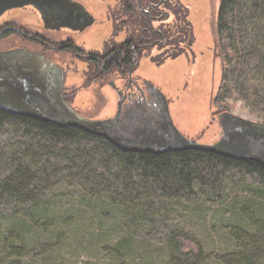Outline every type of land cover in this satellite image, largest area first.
Listing matches in <instances>:
<instances>
[{"label":"rangeland","instance_id":"obj_1","mask_svg":"<svg viewBox=\"0 0 264 264\" xmlns=\"http://www.w3.org/2000/svg\"><path fill=\"white\" fill-rule=\"evenodd\" d=\"M181 1L190 8L189 16L195 30L193 45L175 60L158 65L144 64L141 75L165 94L173 121L181 132L192 137L202 133L204 138L211 139L216 134V124L212 122L211 115L217 109L212 104V98L220 75L219 59L214 54L213 28L220 0ZM88 2L89 7L94 8L99 15L104 1ZM100 36L93 32L87 34L93 46L97 45ZM76 78L81 80L80 75ZM96 93L92 86L85 90V96L93 98V102L87 106L89 108L85 109L92 118L110 111L112 107L111 100H98ZM231 110L239 116L263 121L262 116L243 106L240 101L232 105ZM28 140L22 129L12 125L0 126V156L15 154L17 159L20 152L26 150L25 142ZM99 142L86 140L76 143L70 146L69 156L78 148L92 149L99 146ZM59 149H55V154L54 151L49 154L47 172L51 182L45 195L39 203L34 202L37 208H44L46 214L55 216L51 219V226L45 229L44 218L39 217L44 212L34 213L35 208L30 207L32 212L22 213L26 206L33 205L31 201L2 207L0 228L8 216L14 220L25 218V225L36 228L28 229V254L14 256L16 264H172L166 248V236L173 229L185 231L195 238L207 258L202 264H227L221 259L222 256L230 257L237 253L239 244L251 240L255 235L256 228L249 216L254 214L251 212L253 207L264 208V180L256 174L245 170L235 171L216 190L195 182L191 190L179 197L163 196L160 191H155L153 195L152 191L154 213L150 211L136 229L122 225V213L110 204L108 191H90V184L88 188L85 187L76 176V168L68 165L71 162L69 157L60 154ZM114 154L108 149L98 155H90L91 164L98 175L94 176L95 182L101 181L100 174L109 183L116 182V174L122 168L118 163L106 161ZM29 156L26 159L31 161L32 156ZM36 164L38 168H44L43 161ZM6 171V167L1 165L0 179ZM58 228L66 230V234L56 236L54 232ZM134 229L138 233L130 238L131 253L120 260L114 254L113 247L121 237L130 235ZM143 232L148 233L145 238Z\"/></svg>","mask_w":264,"mask_h":264},{"label":"trees","instance_id":"obj_2","mask_svg":"<svg viewBox=\"0 0 264 264\" xmlns=\"http://www.w3.org/2000/svg\"><path fill=\"white\" fill-rule=\"evenodd\" d=\"M168 3L169 0L161 1L160 6L168 7ZM189 10L188 5L175 0L176 58L188 52L187 48L195 41L194 24ZM216 12L213 28L214 54L219 59L220 75L212 104L231 109L232 105L240 101L243 106L262 116L264 122V0H220ZM5 125L22 129L29 140L25 142L26 150H22L17 159L15 154L0 156V166L7 169L0 179V216L4 205L27 204L31 201L33 205L26 206L22 213L32 212L30 207L35 208L34 213L44 212L39 217L44 218L45 229L51 226V219L55 216L46 214V210L37 208L34 202L39 203L43 199L51 182V176L47 172L49 154L53 151L55 154V149L58 148L60 154L69 157L71 162L68 165L76 168V176L83 181L85 187L88 188L90 184V191H108L110 204L122 213V225L136 229L150 211L154 213L155 199L152 198V191L153 195L155 191H160L163 196L179 197L191 190L195 182L216 190L238 170L256 174L264 180V164L258 161H243L194 149L164 154L123 152L108 139L86 133L74 126L60 127L38 118L13 115L0 108V126ZM86 140L100 141L101 148H78L70 157V146ZM108 149L115 154L106 161L118 163L122 169L117 172L118 179L115 178L114 183L104 180L103 174L99 175L101 181L95 182L94 176L98 175L93 169L90 155H98ZM203 153H206L205 158ZM29 154L32 156L31 161L26 159L30 157ZM39 161L44 162L43 169L38 168L36 163ZM252 209L254 214L249 217L256 228L255 235L250 236L253 237L251 240L239 244L237 253L230 257L222 256L221 259L227 264H264V208L255 206ZM25 221V218L14 220L8 216L6 223L0 228V264H16L14 256L28 254V229L36 228L25 225ZM137 233L134 229L130 235L121 237L115 244L113 252L118 259L123 260L129 256L132 247L130 238ZM54 234L61 236L66 234V230L58 228ZM147 235V232H143L144 238ZM128 236L129 239H126ZM166 246L172 264H202L207 259L195 238L182 230H171L166 236Z\"/></svg>","mask_w":264,"mask_h":264},{"label":"flooded vegetation","instance_id":"obj_3","mask_svg":"<svg viewBox=\"0 0 264 264\" xmlns=\"http://www.w3.org/2000/svg\"><path fill=\"white\" fill-rule=\"evenodd\" d=\"M73 1L84 6L91 23L79 24V20H72L69 24L48 26L30 5L5 11L0 15V58L11 69L22 59H31V55L43 57L59 69L61 98L73 110L92 118L85 110L93 102V98L85 96V90L92 86L98 100L112 101L110 111L95 118L113 115L119 105L125 119L128 110L145 100L154 101L147 85H156L141 75L144 64L158 65L176 59L175 0H169L168 7L160 6L165 0H103L104 7L99 15L89 7L88 0ZM91 28L90 32L101 35L96 46L87 38ZM78 75L81 80L76 78ZM224 111L236 120L237 114L231 109L217 107L211 115L216 124L213 140L219 137L217 115ZM232 129L230 139L244 141L237 139L243 131L238 126ZM203 135L186 136L208 140ZM167 152L170 151L157 154Z\"/></svg>","mask_w":264,"mask_h":264},{"label":"water","instance_id":"obj_4","mask_svg":"<svg viewBox=\"0 0 264 264\" xmlns=\"http://www.w3.org/2000/svg\"><path fill=\"white\" fill-rule=\"evenodd\" d=\"M33 7L48 26L69 24L72 20L91 23L84 6L73 0H0V15L12 8ZM16 62L11 69L0 58V107L20 115H27L60 127L74 126L82 131L102 136L124 151L163 153L185 149L210 151L243 161L254 160L264 164V122L227 111L217 116L220 124L217 139L198 140L187 137L175 125L168 99L157 86L147 88L154 101H144L128 110L123 119L121 106L113 115L102 118L84 117L61 98V73L56 65L43 57ZM243 135L230 139L233 127Z\"/></svg>","mask_w":264,"mask_h":264}]
</instances>
